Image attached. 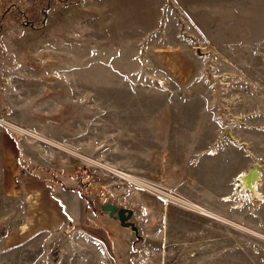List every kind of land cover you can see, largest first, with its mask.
<instances>
[{"label":"rangeland","instance_id":"obj_1","mask_svg":"<svg viewBox=\"0 0 264 264\" xmlns=\"http://www.w3.org/2000/svg\"><path fill=\"white\" fill-rule=\"evenodd\" d=\"M12 1L0 22V264H264V171L261 199L237 189L264 165V0L194 1L208 39L190 41L201 55L184 82L143 63L163 0ZM9 146L20 183L44 182L65 217L10 245L38 197L6 196ZM106 204L133 212L138 238Z\"/></svg>","mask_w":264,"mask_h":264},{"label":"crops","instance_id":"obj_2","mask_svg":"<svg viewBox=\"0 0 264 264\" xmlns=\"http://www.w3.org/2000/svg\"><path fill=\"white\" fill-rule=\"evenodd\" d=\"M194 1L195 0H186L184 2V0H171V7L169 6V8L165 9L167 0H163L160 5V9L162 10L163 8V17L157 21L156 26L146 30L144 29L146 32L145 34H154L158 32L157 35L159 40H152L146 45V48L150 51L145 53L143 59V63L146 67L158 65L165 69L163 73H167V77L162 74L160 77H155L158 80L165 82L171 79L182 82L188 80L190 77L188 73L191 72V66L194 63L193 54L197 53L198 56L201 55L200 48L195 49L193 52L190 46L192 38L194 40L208 39V37L201 39L195 33V29H197V26L199 27V24L190 17V15L195 13L198 7L195 5ZM166 11L167 13L169 12V20L166 18ZM178 21L187 25L185 30H189H187L185 34H187L188 37L182 35L184 31L180 32L181 26ZM7 151L6 155L9 167L7 176L10 177V180H8L4 186L6 196L18 198L21 193H24L34 199L37 197L39 198L37 194V190H39L40 196H42V198L44 197L45 200L44 207H42L43 205L40 207L37 205V198L33 203L28 205V209H24L23 214L25 220L22 221L18 227L10 230L6 235V241L10 245L26 238L29 233H36L44 230L53 231L57 229L63 225L65 217L61 212L62 210L58 202L50 198V191L47 190L44 182H41L37 178H25V180L20 183V179H17L21 173V164L19 161L20 151L17 148L13 150L11 146L7 148ZM34 180L37 182H32V187H28V181ZM42 187H44V190H42ZM48 199H50L55 206L50 205ZM48 206H50V209H48Z\"/></svg>","mask_w":264,"mask_h":264},{"label":"water","instance_id":"obj_3","mask_svg":"<svg viewBox=\"0 0 264 264\" xmlns=\"http://www.w3.org/2000/svg\"><path fill=\"white\" fill-rule=\"evenodd\" d=\"M259 171H264V165H255L251 170L244 174L242 178L244 190L249 193H254L253 185L259 181ZM101 209L108 213L110 219H117L122 228H129L138 238V229L134 223L129 222L133 217V212L131 210L125 208L118 209L111 204H106Z\"/></svg>","mask_w":264,"mask_h":264},{"label":"trees","instance_id":"obj_4","mask_svg":"<svg viewBox=\"0 0 264 264\" xmlns=\"http://www.w3.org/2000/svg\"><path fill=\"white\" fill-rule=\"evenodd\" d=\"M4 4L8 5L6 9L3 8ZM18 4L19 3L17 1H12V0H6L5 2L2 1V4L0 5V22L4 20L6 17L13 14Z\"/></svg>","mask_w":264,"mask_h":264},{"label":"bare ground","instance_id":"obj_5","mask_svg":"<svg viewBox=\"0 0 264 264\" xmlns=\"http://www.w3.org/2000/svg\"><path fill=\"white\" fill-rule=\"evenodd\" d=\"M211 154H213V153H211ZM243 176H244L243 174H241V175L238 176V180H237V189H238V192L242 193L244 196H247V197L250 196V197H255L257 199L260 198L261 196H260V194H259V192L257 190L256 184L253 185L254 193H247V191L244 190L243 185H242V178H243ZM206 216L210 217L209 214H206Z\"/></svg>","mask_w":264,"mask_h":264}]
</instances>
